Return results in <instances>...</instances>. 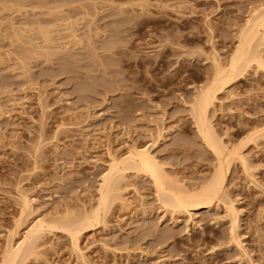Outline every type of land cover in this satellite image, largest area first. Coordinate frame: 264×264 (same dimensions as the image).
<instances>
[{
	"label": "rangeland",
	"instance_id": "obj_1",
	"mask_svg": "<svg viewBox=\"0 0 264 264\" xmlns=\"http://www.w3.org/2000/svg\"><path fill=\"white\" fill-rule=\"evenodd\" d=\"M262 8L264 0H0V264L39 221L49 227L19 264H264V46L263 65L218 90L207 111L241 157L229 161L216 200L172 209L126 166L76 248L50 226L92 211L110 159L135 149H148L183 191L210 182L216 158L190 102Z\"/></svg>",
	"mask_w": 264,
	"mask_h": 264
},
{
	"label": "bare ground",
	"instance_id": "obj_2",
	"mask_svg": "<svg viewBox=\"0 0 264 264\" xmlns=\"http://www.w3.org/2000/svg\"><path fill=\"white\" fill-rule=\"evenodd\" d=\"M263 10L258 11L259 13L257 12L254 16L252 14V17L248 20L244 29L240 31L237 38V46L235 50H233L231 57L227 60L226 65H223L224 67H220V63L219 65H215V67H217L209 83L198 89L192 102H190V117L194 120L197 133L207 149L210 150L216 158V167L210 182L196 193L183 191L181 188L173 185L170 179L168 180L165 174H163L158 162L150 156L148 149H135L125 158L110 159L108 172L102 176L101 183L98 187L96 207L94 206L95 208L92 211L89 213L86 212L80 217H77V215V218L73 216L74 219H71V217L68 219L61 218L59 219L60 221L58 220L51 223V227L60 228L62 231L66 232L69 235L71 243L76 248L79 234L82 232L81 230L86 228V226L91 227L95 222L97 223L98 218H100L99 215L106 211L107 206L110 205L114 197H116V191L118 189L117 184H119V179L121 178V176L118 178V175L119 173L122 174L121 171L124 170L126 166L130 169H135L139 173L141 172V174L143 173L145 176L147 175L152 180L155 191L160 195L161 199H163V204L172 209L191 210L198 208L200 205L209 204L217 199L224 180V172L228 167L229 161L232 160V158L235 159V156L237 157L238 150L236 151V148L229 150L222 144V140L217 137V134L215 135L214 129L210 125L207 111L208 108L213 106V102L216 100L215 95L218 90H221L223 86L225 87L230 81L238 77L237 75L247 72L246 70L250 69L249 67L252 63L256 65V68L263 65L260 61L261 56H259L257 50L261 46H264V31L262 29L264 26ZM255 135L251 134L250 140ZM239 158L241 157L239 156L238 159ZM241 160L243 162V159ZM229 209L231 215H234L232 208ZM47 227H49V225L48 223L46 224L45 221H39L32 226V229L28 231L25 237L23 235L24 238L20 244L18 243L16 248H10L4 254L1 264L21 263L20 259L24 257V253L26 251L29 253L30 247L32 248L33 240L36 239L41 232H44V229ZM28 243L32 246L27 247V249L26 246ZM27 252L25 254H27ZM78 253L81 255V252Z\"/></svg>",
	"mask_w": 264,
	"mask_h": 264
}]
</instances>
